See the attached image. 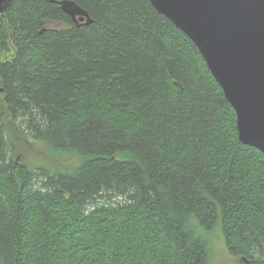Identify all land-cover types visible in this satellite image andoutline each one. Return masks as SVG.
Instances as JSON below:
<instances>
[{"label":"trees","instance_id":"1","mask_svg":"<svg viewBox=\"0 0 264 264\" xmlns=\"http://www.w3.org/2000/svg\"><path fill=\"white\" fill-rule=\"evenodd\" d=\"M59 1L0 13V264H207L216 225L264 264V153L195 44L149 0ZM15 129L81 160L20 162Z\"/></svg>","mask_w":264,"mask_h":264},{"label":"water","instance_id":"2","mask_svg":"<svg viewBox=\"0 0 264 264\" xmlns=\"http://www.w3.org/2000/svg\"><path fill=\"white\" fill-rule=\"evenodd\" d=\"M197 47L236 114L239 140L264 153V0H149ZM12 0H0V13ZM74 22L87 12L61 0Z\"/></svg>","mask_w":264,"mask_h":264},{"label":"rangeland","instance_id":"3","mask_svg":"<svg viewBox=\"0 0 264 264\" xmlns=\"http://www.w3.org/2000/svg\"><path fill=\"white\" fill-rule=\"evenodd\" d=\"M1 57H8L7 54H1ZM1 104V98H0ZM4 118V117H3ZM13 141L15 142L13 157L18 155V161L32 164L48 166L51 171L69 170L77 165L81 158L74 152L56 153L49 150L42 142L28 141L21 133L15 129ZM20 154V158H19ZM198 235L201 236L208 246L207 264H245L241 256H232L228 253L223 239V233L220 225H216L212 230L204 231L196 227Z\"/></svg>","mask_w":264,"mask_h":264}]
</instances>
